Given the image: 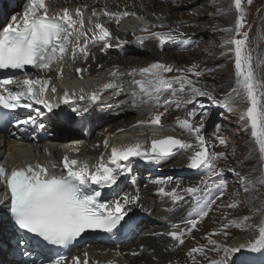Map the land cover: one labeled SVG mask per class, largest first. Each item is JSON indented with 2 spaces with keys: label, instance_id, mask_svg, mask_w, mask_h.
I'll use <instances>...</instances> for the list:
<instances>
[{
  "label": "snow or ice",
  "instance_id": "snow-or-ice-1",
  "mask_svg": "<svg viewBox=\"0 0 264 264\" xmlns=\"http://www.w3.org/2000/svg\"><path fill=\"white\" fill-rule=\"evenodd\" d=\"M250 5L252 0H247ZM234 7L239 14L234 28H225V32H234V35L225 39L222 46L232 45L224 55L231 53L234 59L235 87L222 98L223 107L231 110L238 107L240 102L247 105L241 111L240 120L247 121L245 131H251L253 143L259 153L260 171L258 175L252 176L251 171L241 175L234 172L245 193L256 191L259 187H264V79H261L256 71V67H264V59H257L256 67L253 65L251 50L247 47L248 33L241 32L244 28V9L242 0H234ZM114 19L119 25L120 20L129 15L136 17L143 23L141 32L146 36L137 37V42L143 45L146 39H156L160 45L175 42L178 37L173 35L174 30L167 32H152L150 28H164L163 24H150L144 17L137 16L136 13L109 12L106 9L102 13L92 10L91 16L96 17V22L92 28L84 27V11L76 8L74 11L65 7L61 11L49 15V8L46 0H27L23 14L19 17H12V22L0 30V70H21L26 66L35 69H50L53 63L63 61L69 54L71 48V59L75 61L78 56L87 60L90 55V45L102 42L101 51L113 47L111 41L112 33L100 22V15ZM160 19V17H157ZM91 23V17L89 18ZM91 33V36H89ZM241 37V38H237ZM118 39V38H117ZM75 41V42H73ZM82 41V43H81ZM124 43V42H121ZM76 69V72H82ZM176 72L179 75L169 77L166 74ZM210 71V69H209ZM190 74V75H189ZM203 74L198 70V65H191L186 69L174 68L172 65L160 61L152 62L145 67L132 69L127 75L132 77L130 86L131 103L135 107L141 104L150 105L153 109L167 107L175 104L179 110L193 105L186 112L185 119H178L179 126L185 130L189 136L193 137L195 144L188 140H183L174 136L158 137L155 133L148 139H136L133 142L119 145H110L106 139L104 141L105 150L110 149L107 161L103 154L94 165L88 161L72 159L68 156L63 158L61 165H44L39 162H25L21 166L13 167L10 171L0 165V181L6 184L10 192L8 211L14 224L21 231L31 234L38 244L67 248L86 232H102L114 234L121 222L125 220L131 209L129 205L138 204L139 195H125L120 200L101 202L103 193L93 185L100 188H109L118 185L120 177L125 176L130 170L123 162H128L132 158H140L148 161L159 162L181 152H190L188 156V167L194 170H204L207 176L202 181V187H189L185 189L194 198L195 218H185L183 223L190 225L188 229H181L179 224H172V229L167 233L173 240L183 244L185 231L195 229L197 224L208 216L212 205L216 200L224 195L227 188V181L222 177L221 171L217 169V162L226 158L223 152H213L210 150L215 145H209L204 135L203 110L195 107L198 97H208L215 100L212 93L198 86L199 78ZM124 75L118 68L110 72L112 80L103 85L102 90L116 89L122 91L119 77ZM139 76V79L136 77ZM82 78V77H81ZM50 81L48 79L29 77L27 72L23 77L8 76L0 78V109L16 110L21 107L31 108L33 103L43 105L49 112L59 104L51 103L47 98ZM56 87H51V92L56 93ZM80 100L85 99L84 89H80ZM75 92L64 91L60 101L70 104ZM92 101L101 98V90H94L87 94ZM27 101L28 103H25ZM73 111H77L73 108ZM87 112L88 109L84 108ZM80 113L77 112V115ZM201 116V123L196 124L195 117ZM163 113L154 114L146 126L163 128L161 123ZM17 129L23 130L22 125H37L35 119L9 121ZM145 126L143 121L138 122ZM38 127L43 129L45 125L39 123ZM123 131V130H120ZM219 126H217V132ZM220 144H225L223 137L217 136ZM60 168V174L56 169ZM157 183L163 184L160 180ZM159 194L170 197L174 204L183 200L176 189L171 192L165 191L164 187L159 188ZM203 191L204 197L199 193ZM217 195H213V193ZM252 196L251 199H257ZM229 208L237 207V202L233 201L227 205ZM261 220L258 225V235L255 239H250L234 245L218 243L214 239H209L212 245L211 251L218 254L217 258L207 257L204 246L194 247L188 253L195 264L194 254H202L209 264H238V255L243 251L249 253H259L264 255V201H262ZM250 217H243L241 220H232L222 225L220 233L227 237L229 233L225 231L229 226L240 228H251L248 223ZM159 235V234H157ZM22 243H27L21 238ZM25 255H28L26 252ZM87 253L80 257H71V264H89ZM132 255H138L133 252ZM67 257L60 255L51 261V264H66Z\"/></svg>",
  "mask_w": 264,
  "mask_h": 264
},
{
  "label": "bare ground",
  "instance_id": "bare-ground-1",
  "mask_svg": "<svg viewBox=\"0 0 264 264\" xmlns=\"http://www.w3.org/2000/svg\"><path fill=\"white\" fill-rule=\"evenodd\" d=\"M6 1L0 0L3 9L0 18H9L13 14L18 17V11H15ZM9 1L20 7L22 0ZM173 2L174 0H46L50 15L65 7L73 11L76 8H81L84 11L86 30L92 28L96 22V17L91 16L93 9L98 13H102L105 9L109 12L122 13L127 11L144 17L150 24H163L165 26L162 29L159 27L150 28V31L167 32L174 30L173 35L177 36L178 39L164 45H160L156 39H146L141 46L137 42V37L148 35L140 31L143 26L141 21L129 15L122 18L118 25L114 19H109V17L101 14L100 22L112 33L110 42L113 47L101 51L103 44L98 42L95 46L90 45V55L87 60L78 56L75 61L71 59V48H69L68 56L63 61L53 63L50 67L51 72L43 78L48 80L51 78L54 81L50 82L46 98L53 104H59L57 112L61 113V117L49 116V119L44 120V122L47 123L51 131L73 133L70 136L73 140L52 145L54 141L49 139L50 143L46 144L47 149L42 150L34 145L32 147L17 145L0 135V162H3V166L9 173L13 167L21 166L25 162H39L51 166L54 164V159L58 165H61L65 156L82 161L86 160L90 165H94L103 154L105 161H107L110 149L105 150L103 146L106 139L110 145L133 142L136 139H148L149 144L146 146H149L150 138L155 133L158 137L174 136L193 143V137L178 126L177 118H187V110H182V108L178 110L175 104L168 106L167 110L165 107H160L164 111L161 121L163 128L146 126L150 117L156 114L155 109L150 105L143 104L139 107L133 106L129 95L133 90L130 86L132 77L127 73L132 69H139L156 61L179 68L177 64L182 63L184 57L187 58V61L193 59V48L187 55L181 52L189 46L187 43H183L185 40L183 33H192L193 28L201 21L184 19L185 21L179 22ZM26 3L27 0L23 3L21 10H24ZM90 17L91 23H89ZM206 36L208 39L212 38L209 35ZM204 48H211L214 53L215 47L211 45V42L207 41L202 44L201 49ZM211 57L212 55L206 59ZM78 68L83 71L76 72ZM116 68L124 74L119 77L122 91L116 89L102 90L103 85L113 79L110 72ZM173 73L174 76L179 75L175 71ZM78 74L94 77L85 81L86 85L84 86L76 85L75 81L67 82L70 76H78ZM30 78L35 79L32 76ZM139 78V76L136 77V79ZM52 86L57 89L54 94L51 92ZM81 88L84 89V100L79 99ZM65 90L76 93L70 104H64L60 101ZM94 90H101V95L103 92H108L103 95L101 100L92 102L87 94ZM73 108L77 111L74 112ZM84 108H87L88 111H83ZM77 112L80 114L77 115ZM49 120L51 122H48ZM140 121H143L145 126H141L138 123ZM72 125L77 127V132H73ZM82 128L89 132V138H85L80 132ZM99 141L102 143V149L100 148L101 144L99 146ZM181 154V156L176 154L159 162L140 158H132L128 162H123L130 171L125 176L120 177L118 185L113 186V189L106 194L105 201L120 200L125 195L138 194L139 203L128 206L131 211L114 234H104L98 240H90V243H86L75 250L71 257L77 256L83 260V254L86 252L89 264H177V260L173 263L169 257L170 255L171 258L173 255L180 257L182 248L167 233L172 230V224L181 219V206L176 208L170 197L159 194L158 188L151 189L148 186L141 188L142 181L139 174H142L143 171L151 174L153 171H157L158 167L163 170H171L185 164L188 165V156L191 153L181 152ZM145 176L148 178L147 175ZM135 234L138 236L133 239ZM253 237L254 235L248 233L243 234L229 245L238 244L253 239ZM184 239L189 240L188 238ZM134 242L136 244L131 245ZM170 242H172L173 247L167 249L166 245ZM20 245L19 234L12 229L5 210L0 206V264H21ZM133 252H137L138 255H132ZM186 253L187 251L185 258H190ZM167 254L169 255L168 258L166 257ZM71 257L66 264H71Z\"/></svg>",
  "mask_w": 264,
  "mask_h": 264
},
{
  "label": "rangeland",
  "instance_id": "rangeland-1",
  "mask_svg": "<svg viewBox=\"0 0 264 264\" xmlns=\"http://www.w3.org/2000/svg\"><path fill=\"white\" fill-rule=\"evenodd\" d=\"M172 4L179 22L185 21L184 19L201 21L193 28L192 33H183L185 39L183 43H187L189 46L181 52L187 55L193 48V59L187 61V58L184 57L183 62L177 64V67L186 69L191 65H198V70L203 71V74L199 78L193 77V79H198V86L211 92L212 96L216 99L213 100L208 97L197 98L195 107L198 111L202 109L205 113L202 119L204 125L202 134L209 145H215V147L210 148L211 151L226 154V158L220 159L216 164L217 169L221 171L222 177L227 181L224 195L216 200L208 216L203 218L195 229L185 231L182 237L184 240L182 245L175 240L178 246L182 248V255L180 257H174L173 255V258L170 255L169 257L173 263L177 260V264H194L192 258H185L187 257L185 256V252L187 251L188 253L192 247L204 246L207 257L211 259L217 258L218 254L211 251L213 246L208 243L209 239H214L218 243L227 245L247 233L254 235L253 239H255L258 235V225L261 220V212L257 210L261 209L262 201H264V187H259L256 191L250 193H245L241 182L234 172L231 171L235 170V172L244 175L249 170H252V176L258 175L260 171L259 153L256 150V145L253 143L251 131L250 129L249 131L244 130L248 122L240 120L241 111L247 105L240 102L238 107L227 110L223 107L222 102V98L235 87L233 55L231 53L227 55L223 54L232 45L222 46L225 39L234 35V32L223 31L225 28H234L239 15L235 10L234 0H174ZM242 6L244 9V28L241 32L248 33L247 47L251 50L254 58L253 65L256 67L257 59H264V0H252L250 5L247 3V0H242ZM208 21L210 22L207 24L206 22ZM206 35L212 38L208 39ZM207 41L211 42V45L215 47L214 53L211 48L201 49L202 44H205ZM192 45L193 47H191ZM210 55H212V59H206ZM256 71L260 78L264 79V67H256ZM173 74L172 72L167 75L173 77ZM192 107L193 105L190 104L187 108H182V110L188 111ZM154 112L160 114L164 111L158 108ZM195 122L196 124L201 123L200 115L195 117ZM217 126H219L218 132ZM217 136L225 138L226 143L220 144ZM100 142L98 143L99 146L101 144L100 148L102 149V143ZM193 144H195L194 138ZM182 154L179 153L178 155L181 156ZM158 168L160 170L153 171L151 174L147 171L139 174V178L141 177L142 181L141 188L145 186L151 189L164 187L167 192L176 189L177 193L183 197V200L175 204L176 208L181 206V219L175 222V224H179L181 229L190 228L191 226L186 225L183 221L185 218H189L190 213L191 218H195V213L192 212L195 206L194 198L184 190L189 187H202V181L207 179L205 171L191 169L187 164L171 170ZM160 180L164 181V183H157ZM199 195L204 197L205 193L201 191ZM213 195L217 194L214 192ZM252 196H257L258 198L253 200L251 199ZM233 201L237 202V207H227ZM246 216L250 217L248 223L252 225L251 228L229 226L225 230L229 233L227 237L222 234L212 235L214 232L220 233L223 224L232 220L239 221ZM139 231L141 232V230ZM137 236L135 234L133 239L137 238ZM184 238H188L189 240ZM134 244L136 242L131 243V245ZM166 247L167 249H171L173 247L172 242L168 243ZM168 256L167 254L166 257L168 258ZM194 256L195 264H209V260L205 259L204 255L197 253ZM238 264H264V255L243 251L238 255Z\"/></svg>",
  "mask_w": 264,
  "mask_h": 264
}]
</instances>
